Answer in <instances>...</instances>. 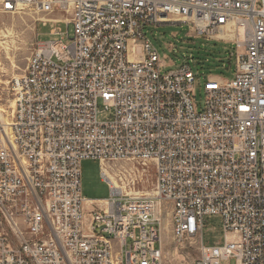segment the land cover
<instances>
[{"label": "built area", "instance_id": "1", "mask_svg": "<svg viewBox=\"0 0 264 264\" xmlns=\"http://www.w3.org/2000/svg\"><path fill=\"white\" fill-rule=\"evenodd\" d=\"M22 9L73 32L36 35L0 108V264H164L168 227L198 243L188 264H264V0H0V13ZM165 23L234 46L232 78L205 76L200 110L197 75L161 74L144 37ZM84 159L130 163L123 188L101 171L110 196L84 199ZM146 170L152 193L128 192ZM207 215L220 245L203 244Z\"/></svg>", "mask_w": 264, "mask_h": 264}, {"label": "rangeland", "instance_id": "2", "mask_svg": "<svg viewBox=\"0 0 264 264\" xmlns=\"http://www.w3.org/2000/svg\"><path fill=\"white\" fill-rule=\"evenodd\" d=\"M39 18L28 9H22L19 14L0 13V108L8 109L12 97L8 93V86L13 78L22 74L27 58L35 41H47L59 39L65 36L66 29L69 37L72 35V26L65 23L39 22ZM54 18V17H49ZM55 29L57 34L50 31ZM144 37L157 51L160 58L161 74L175 70L182 63L188 64L191 70L199 77L194 90V101L199 110L204 103L203 81L205 76H219L231 79L235 67L234 57L231 52L234 46L230 42H223L213 38L191 36L190 29L186 24L165 23L155 26H145L142 29ZM221 50L225 64L205 61L204 67L209 70L200 69L197 57L209 49ZM225 52V53H224ZM101 109V108H99ZM112 111H103L98 114L99 121L111 119ZM128 163V162H127ZM110 162L106 165L111 176L120 183L119 176L122 170L127 169L130 163ZM136 165V164H135ZM131 166V164H130ZM80 190L84 199H103L110 196L108 182L101 175V166L96 159H84L80 164ZM123 179V178H122ZM139 184L126 186L128 192L152 193L154 189V176L151 170H146ZM122 182H126L125 180ZM121 186V185H120ZM122 187V186H121ZM123 188V187H122ZM166 220V217H164ZM165 224V221H164ZM164 242L163 261L164 264H188L199 256L198 243L181 244L174 242L171 232L166 229L162 234ZM224 233L221 228V218L218 215H207L204 218L202 230V241L204 246H217L223 241ZM223 264H235L234 260L223 261Z\"/></svg>", "mask_w": 264, "mask_h": 264}, {"label": "trees", "instance_id": "3", "mask_svg": "<svg viewBox=\"0 0 264 264\" xmlns=\"http://www.w3.org/2000/svg\"><path fill=\"white\" fill-rule=\"evenodd\" d=\"M200 54H201V56L199 55L196 58L197 59V63L200 64V69L209 70L210 71V69H209L210 67L209 66L207 68L204 67L205 61H207V60L208 61H213L214 63L216 62V64H218V63L225 64L224 59H226V56L225 55L223 56L221 50H216V49L212 48V49H209V50L205 51L204 53L200 52Z\"/></svg>", "mask_w": 264, "mask_h": 264}, {"label": "bare ground", "instance_id": "4", "mask_svg": "<svg viewBox=\"0 0 264 264\" xmlns=\"http://www.w3.org/2000/svg\"><path fill=\"white\" fill-rule=\"evenodd\" d=\"M131 58V57H130ZM10 105L8 108H12L13 105H14V102L13 100H11L10 102ZM3 111H6L4 108H1ZM101 171H102V175L109 181V183L111 184V187L114 188V189H118V188H122L120 186V184L111 176V174L108 172L107 168L106 167H102L101 168Z\"/></svg>", "mask_w": 264, "mask_h": 264}]
</instances>
